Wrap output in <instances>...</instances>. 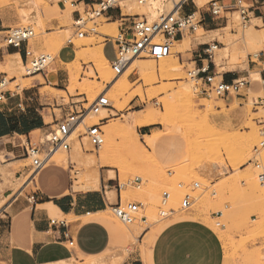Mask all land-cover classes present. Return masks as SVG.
I'll return each instance as SVG.
<instances>
[{
  "label": "rangeland",
  "instance_id": "374dc122",
  "mask_svg": "<svg viewBox=\"0 0 264 264\" xmlns=\"http://www.w3.org/2000/svg\"><path fill=\"white\" fill-rule=\"evenodd\" d=\"M58 1L0 0V14L6 22H11L9 28L32 30L29 41L34 55L43 53L55 58L60 47L73 44L75 57L66 65L69 76L66 91L45 88L58 103L75 101L81 95L90 103L98 94L105 93L109 108L88 116L71 136L69 149L55 151L52 159L58 164L49 160L42 171L49 168L63 171L69 189L74 185L75 191L97 189L99 182L92 178L97 171L99 181H108L105 182L107 190L115 194L117 189L120 193L122 207L140 204L130 211L127 221L119 220L111 209L102 215L125 236L124 248L136 245L145 229L149 234L144 244H148L173 220L199 216L221 238L227 264H264V69L260 63L264 45L257 41L245 44L241 39V32L248 26L256 33L264 31V0L249 9L251 17L245 26L232 4L234 0H216L223 7L220 18L212 20V31H204L200 26L185 30L183 40L192 42L188 49L202 43H216L211 58L204 60L216 79L233 73L248 82L239 95L224 98L199 93L202 81L187 74L194 63L177 56L180 48L174 42L169 55L176 58L178 71L137 72V64L158 67L159 59L140 57L131 59L129 63L133 64L116 76L107 60L103 62L93 55L94 48L104 41L97 34L116 37V23L105 24L103 17L96 18L86 26H93L94 32L86 31L78 37L80 30L72 26L69 0L65 11L59 10ZM174 1L179 4L182 0ZM211 1L214 0L200 6L195 0H185V5L197 10L194 22L199 13H208ZM242 1L245 6H251ZM120 4L124 14H144L149 19L170 12L175 5L172 0H146L143 5L137 0H121ZM254 7L257 9L253 13ZM108 54L113 56L111 50ZM11 58L8 60L13 61L7 62L10 65L16 62L15 66L9 68L7 63L8 68L0 66V72L6 73V81L16 78L10 88L27 86L29 80H21L22 63ZM255 71L260 80L254 84L250 78ZM136 99L139 101L133 105ZM55 112L59 117V110ZM103 118L114 129L107 131L103 127L105 120L102 121L103 142L95 148L84 137V128ZM146 120H152L150 125L156 128L149 135L141 136L136 128ZM113 131L116 135L105 148V157L99 158L105 137ZM36 135L37 141H41L44 133L37 131ZM9 157L12 155L0 152V216L10 213L15 203L27 202L29 196L39 191L38 174L31 170L30 160L11 166L7 164ZM163 191L168 197L162 203ZM185 195L190 200L187 209L181 207ZM50 216L73 219L56 213ZM108 255L113 254L109 251ZM92 260L99 264L103 259L87 257L83 264Z\"/></svg>",
  "mask_w": 264,
  "mask_h": 264
},
{
  "label": "crops",
  "instance_id": "0c3cea01",
  "mask_svg": "<svg viewBox=\"0 0 264 264\" xmlns=\"http://www.w3.org/2000/svg\"><path fill=\"white\" fill-rule=\"evenodd\" d=\"M97 1L69 0L68 5L72 8L71 19L75 20L81 16L87 4ZM245 1L251 3V8L259 0ZM66 4L67 0H60L57 2V7L60 11H65ZM177 5L179 15L195 14L197 11L185 5V0ZM180 9L184 12L180 13ZM255 9L257 7H254L253 13ZM207 12L199 13L200 21L197 27L200 26L204 31H212L214 25L212 20L215 17L211 16L209 10ZM103 18L105 24L116 23V30H119L120 23L128 24L132 15L124 14L120 4V7L107 9ZM10 24L11 22H6L0 14V32L10 27ZM97 35L104 39L101 44L103 56L108 62L112 61L114 59L113 38L102 33ZM184 35L185 30L172 39L175 47L176 42L185 38ZM207 44L192 46L176 54L191 60L194 67H199L206 60L203 51ZM30 48V41L23 42L18 48L0 46V66L6 64L9 57L14 55L17 57L12 58L14 60L18 58L23 65L29 59L25 51L32 52ZM110 50L113 56H109ZM74 57L73 44L69 43L60 47L56 57L52 58L43 72L22 76L21 80H29V84L22 88H10L9 86L16 81V78L11 77L6 81V73L0 72V78L5 79V84L0 87V152L12 155L8 158V165L12 166L27 159L23 147L24 140L36 143V132L49 130L58 119L55 110H59V117L67 112L68 106L58 103L57 98L45 88L66 91L69 81L66 65ZM260 58L264 69V55L262 54ZM222 78L230 81L236 76L231 73ZM77 98H85V96L81 95ZM138 101L136 99L133 105ZM105 123L103 127L108 130L110 126L107 120ZM112 126L114 127L113 124ZM155 128L154 125L137 126L136 132L141 136L149 135ZM53 164L58 163L53 162ZM42 170L37 173L39 191L37 195H34L35 200L33 202L29 198L27 202L20 200L14 204L10 213L0 216V264H59L62 262L83 264L87 257H101L103 260L99 261V264H227L221 238L199 216L173 220L160 229L148 244H144V239L149 234V230L145 229L139 234L136 245L124 248L125 236L115 229L107 217L102 216L111 206L121 202L117 189L112 196L113 191L106 189L108 186L105 182L108 181L101 179L97 189L75 191L72 185L69 189L68 179L63 171H56L53 168ZM113 199H115L114 203ZM47 204L54 207H48ZM50 213L61 216L70 215L73 219L68 221L64 217L54 218L50 216ZM52 218L63 219L65 225L52 226L49 222ZM64 231L67 237L62 236ZM69 240L72 241V245L68 244ZM109 251L113 254L112 256L108 255ZM93 261L87 264H96Z\"/></svg>",
  "mask_w": 264,
  "mask_h": 264
},
{
  "label": "built area",
  "instance_id": "2783aa9c",
  "mask_svg": "<svg viewBox=\"0 0 264 264\" xmlns=\"http://www.w3.org/2000/svg\"><path fill=\"white\" fill-rule=\"evenodd\" d=\"M121 0H98L96 3L87 4L83 9L82 15L73 20V28L80 30L77 32L78 37H82L84 32H94L93 26H87L88 22L96 18L103 17L105 11L111 7H120ZM146 0H137L138 4H145ZM233 5L238 11L240 20L245 26L250 20V6H245L242 0H234ZM177 4L168 13H161L154 19H149L146 15H132V18L125 24L121 22L116 37H112V46L114 59L109 62L116 76L121 75L128 67L131 59L140 57H150L158 60L165 58L170 54L172 39L186 29H195L200 21L194 22V13L188 15H179L176 8ZM216 0L211 1L209 12L212 17H220V8ZM228 9H223L225 11ZM33 32L29 28H6L0 32V46L18 48L23 42L29 41ZM216 43L207 44L204 54L211 58V52L216 48ZM29 59L23 64L24 75H32L43 72L50 64L52 57L47 54L34 55L33 52L25 51ZM187 74L196 81H202L200 94L208 97L214 94L216 97L224 98L231 94L239 95V92L247 86V81L243 78H235L225 81L222 76L216 79V75L209 71L208 64L205 63L199 67H193ZM5 84V79L0 78V87ZM1 97V96H0ZM82 99V100H80ZM67 112L52 124L49 130L44 131L43 139L36 143L25 142L24 152L27 159L30 160V168L34 173L47 166L49 155L56 150H68L70 147L71 136L76 132L78 126L84 123L88 116L97 114L101 110L109 108L108 98L105 93L98 94L90 103L86 98H77L75 101H68ZM88 125L84 128V137L92 145L98 148L103 142L102 121ZM259 179H263L259 176ZM135 178V181H138ZM162 203L167 199L168 193L162 192ZM32 202L35 200L34 195L29 196ZM140 206V204H137ZM130 204L127 208L122 207L121 202L111 206V212L121 221H127L130 211L135 210L138 206ZM190 205L189 196L185 195L181 201V207L187 209ZM163 214V213H161ZM52 226H64L63 219H49ZM67 237L66 231L62 233ZM60 240V238H58ZM72 245V241H68Z\"/></svg>",
  "mask_w": 264,
  "mask_h": 264
},
{
  "label": "bare ground",
  "instance_id": "6f19581e",
  "mask_svg": "<svg viewBox=\"0 0 264 264\" xmlns=\"http://www.w3.org/2000/svg\"><path fill=\"white\" fill-rule=\"evenodd\" d=\"M177 1H180V0H177ZM196 1V3L198 4V5H202L205 1H209V0H195ZM172 3H173V5L176 3L174 0H172ZM151 5V4H150ZM154 5L155 4H153L152 6L154 7ZM178 6V5H177ZM148 7V6H147ZM147 7H146V9H147ZM150 8H151V10H152V7L151 6H149ZM149 8V9H150ZM258 19V18H257ZM108 32H109V30H107ZM107 32V33H108ZM241 39H242V42H244L245 44L247 43V44H249V43H253V42H262L263 43V45H264V31H262V32H260V33H256L255 32V30H254V28L252 27V26H248L245 30H243L242 32H241ZM192 42L190 41V40H186V39H184V40H181V41H178V42H176V44L179 46V51H182V50H186V49H188L189 48V46H190V44H191ZM194 43V42H193ZM197 43V42H196ZM178 51V52H179ZM91 54H92V52H91ZM254 55H257V52H254L253 53ZM93 55H94V57H97L99 60H101V61H106V59H105V57L103 56V54H102V52H101V45H98V46H96L95 48H94V50H93ZM11 57H13V58H16L17 57V55H14V56H11ZM13 58H11V59H13ZM175 59L176 58H173V56L172 55H169V56H167V57H165V58H160L159 59V61H158V67L155 69V67H154V65H152V64H141V65H136V68H137V72H140V73H144V71H150L151 73H154L156 70L158 71V72H160V73H164V72H168V71H178L179 69H180V67H179V65L178 64H175ZM11 60H8V62H10ZM13 61V60H12ZM11 61V62H12ZM18 63H21V61L17 58V60H16ZM174 61V62H173ZM7 62V63H8ZM98 62V61H97ZM6 63V64H7ZM14 63V62H13ZM13 63H11V65H10V63H8V66H9V68L10 67H12L13 68V66H15V63L13 64ZM13 64V65H12ZM129 64H131V63H129ZM133 64V63H132ZM131 64V65H132ZM5 65V64H4ZM8 66H6L5 65V68H8ZM94 66V65H93ZM98 67H100V66H98ZM131 67V66H130ZM105 72V71H104ZM107 72V71H106ZM100 73H102V72H100ZM251 79V81H255V80H259L260 79V76H259V73L258 72H254L253 74H252V77L250 78ZM188 88V87H187ZM72 91V90H71ZM70 91V92H71ZM70 92H69V94H70ZM96 94V93H95ZM94 94V95H95ZM209 106H211V105H209ZM210 108V107H209ZM101 111H104V110H101ZM112 114V113H111ZM153 123V121L152 120H146V121H143V122H140V125H142V126H144V125H150V124H152ZM109 126H110V128H108V130H109V132L110 131H112L113 129H114V127L112 126V124L111 123H107ZM208 125V124H207ZM210 127V126H209ZM107 130V131H108ZM114 135H115V132L113 131V133L111 134V135H109L108 134V136L107 137H105L106 139H104L105 141H104V144H103V147H104V149H103V151L99 154V158H103V157H105V155H106V152H105V148L107 149V147H108V145L110 144V140L111 139H113V137H114ZM112 141V140H111ZM76 142V141H75ZM81 145V144H80ZM54 153H55V151L53 152V153H51L50 155H49V160L50 161H52V162H54L53 161V155H54ZM111 170H109V172H110ZM31 173V172H30ZM76 178V177H75ZM93 178V181L94 182H96L97 184H98V182H99V175H98V173H97V171L95 172V174H94V176L92 177ZM251 182H253L254 181V179H253V181L252 180H250ZM254 183V182H253ZM257 184V183H256ZM250 186H252V185H250ZM254 187V186H253ZM258 187V186H257ZM72 188H75L74 187V185H72ZM255 188H256V185H255ZM253 189V188H252ZM251 189V190H252ZM256 190H257V188H256ZM112 196H114V193L112 192ZM261 194V193H260ZM258 197V196H257ZM259 197H260V195H259ZM46 206H48V207H54V206H52L51 204H47ZM59 264H67V263H65V262H62V263H59Z\"/></svg>",
  "mask_w": 264,
  "mask_h": 264
}]
</instances>
